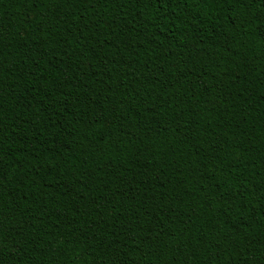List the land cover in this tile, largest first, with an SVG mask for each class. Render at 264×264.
Segmentation results:
<instances>
[{"label": "trees", "instance_id": "1", "mask_svg": "<svg viewBox=\"0 0 264 264\" xmlns=\"http://www.w3.org/2000/svg\"><path fill=\"white\" fill-rule=\"evenodd\" d=\"M0 264H264V0H0Z\"/></svg>", "mask_w": 264, "mask_h": 264}]
</instances>
